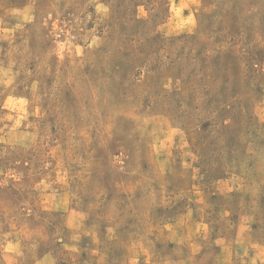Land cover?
Here are the masks:
<instances>
[{
    "label": "rangeland",
    "instance_id": "374dc122",
    "mask_svg": "<svg viewBox=\"0 0 264 264\" xmlns=\"http://www.w3.org/2000/svg\"><path fill=\"white\" fill-rule=\"evenodd\" d=\"M0 264H264V0H0Z\"/></svg>",
    "mask_w": 264,
    "mask_h": 264
}]
</instances>
